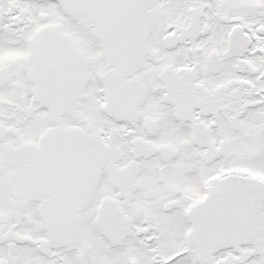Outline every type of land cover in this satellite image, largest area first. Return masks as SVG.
Segmentation results:
<instances>
[{"label":"snow or ice","instance_id":"snow-or-ice-1","mask_svg":"<svg viewBox=\"0 0 264 264\" xmlns=\"http://www.w3.org/2000/svg\"><path fill=\"white\" fill-rule=\"evenodd\" d=\"M0 264H264V0H0Z\"/></svg>","mask_w":264,"mask_h":264}]
</instances>
